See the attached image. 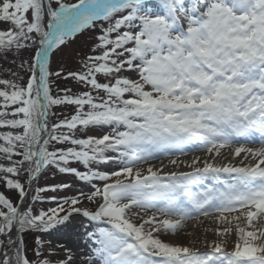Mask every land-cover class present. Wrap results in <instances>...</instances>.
<instances>
[{
	"label": "snow or ice",
	"instance_id": "6c2138e0",
	"mask_svg": "<svg viewBox=\"0 0 264 264\" xmlns=\"http://www.w3.org/2000/svg\"><path fill=\"white\" fill-rule=\"evenodd\" d=\"M0 25V264H79L45 239L76 216L96 264H264V0H0Z\"/></svg>",
	"mask_w": 264,
	"mask_h": 264
},
{
	"label": "rangeland",
	"instance_id": "374dc122",
	"mask_svg": "<svg viewBox=\"0 0 264 264\" xmlns=\"http://www.w3.org/2000/svg\"><path fill=\"white\" fill-rule=\"evenodd\" d=\"M68 2H75V0H68ZM153 7L159 9L158 5H153ZM0 27H7V25H0ZM93 35L94 34L92 32H86L83 35H79L74 41L70 42L67 45V47H65L62 51L57 52L51 58L52 70H59V68L62 65L66 69L78 68L79 67V56L88 52L92 44ZM23 56L25 58H29L30 52L23 53ZM8 59L11 60L12 57H9ZM17 63H19V60H17ZM8 67H12L16 69L15 65H10L4 60H0V77H4L6 75V72L4 71V69H7ZM16 70L19 71V69H16ZM21 75L25 77L27 76V74L24 73L23 71H21ZM66 83L67 82L57 81V84L60 87H64ZM53 90L55 93L56 91L55 86H53ZM52 111L56 113V117H52L50 119V122H54L56 118L61 115V113H63L64 115H68L70 110L62 108V107H54ZM101 167L104 169H109L112 166L110 164H105V165H102ZM61 181H72L73 183L77 184V186L84 187L82 184L75 181L74 177L64 176V175H57L55 178H52L51 176H47L44 179H42L40 183L44 184L45 182H47L49 184H52V183H58ZM85 191H87V188H85ZM8 194L12 196L13 199L16 198L15 193H8ZM48 206L49 205L47 203L36 205L37 208H41V207L47 208ZM86 228L90 229L87 219L82 216H76L72 220V222L63 231L53 232V234L45 236V239L51 241L54 246L63 243L66 247L72 248L74 252L76 253L78 261L82 262L83 264L85 263L86 264H96V259L92 254L91 246L87 244L86 242L87 238L84 235ZM32 239H33V236L31 234L26 237V240L29 244L28 254L30 257L32 256V253H31Z\"/></svg>",
	"mask_w": 264,
	"mask_h": 264
},
{
	"label": "bare ground",
	"instance_id": "6f19581e",
	"mask_svg": "<svg viewBox=\"0 0 264 264\" xmlns=\"http://www.w3.org/2000/svg\"><path fill=\"white\" fill-rule=\"evenodd\" d=\"M197 155L203 157L204 154H203L202 152L197 151V152L189 153L188 155H185V156H179V159H180V160H185V161H190L193 157H195V156H197ZM173 158H175V157H173ZM162 159L164 160V163L167 164L168 157H162ZM152 163H154V164H159V161H152ZM173 167H174V166H172V165H168V167H167L165 170H166V171H167V170H172ZM79 264H83V263L79 261ZM85 264H86V263H85Z\"/></svg>",
	"mask_w": 264,
	"mask_h": 264
}]
</instances>
